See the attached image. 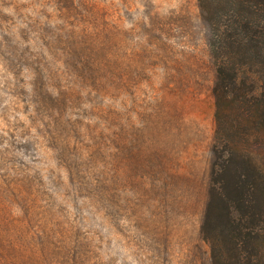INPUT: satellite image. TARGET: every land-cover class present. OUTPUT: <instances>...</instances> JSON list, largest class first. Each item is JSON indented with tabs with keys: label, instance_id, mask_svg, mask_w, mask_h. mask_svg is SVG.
<instances>
[{
	"label": "rangeland",
	"instance_id": "obj_1",
	"mask_svg": "<svg viewBox=\"0 0 264 264\" xmlns=\"http://www.w3.org/2000/svg\"><path fill=\"white\" fill-rule=\"evenodd\" d=\"M214 74L197 0H0V264H211Z\"/></svg>",
	"mask_w": 264,
	"mask_h": 264
},
{
	"label": "trees",
	"instance_id": "obj_2",
	"mask_svg": "<svg viewBox=\"0 0 264 264\" xmlns=\"http://www.w3.org/2000/svg\"><path fill=\"white\" fill-rule=\"evenodd\" d=\"M214 66L200 234L211 264H264V0H197Z\"/></svg>",
	"mask_w": 264,
	"mask_h": 264
}]
</instances>
